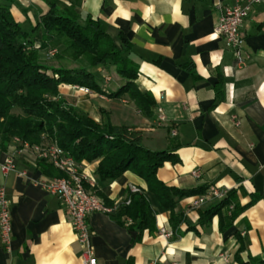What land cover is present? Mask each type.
<instances>
[{
  "label": "crops",
  "instance_id": "0c3cea01",
  "mask_svg": "<svg viewBox=\"0 0 264 264\" xmlns=\"http://www.w3.org/2000/svg\"><path fill=\"white\" fill-rule=\"evenodd\" d=\"M60 1L74 6L83 18L100 20L120 48L124 41L130 45L127 55L139 66L135 83L156 103L148 116L127 94L109 97L128 81L113 63L86 68L105 93L62 84L61 94L82 95L78 106L98 122L108 118L114 125L142 131L146 148L174 150L180 161L165 162L158 170L167 185H219L235 195L234 207L223 208L222 215L231 216L234 210L237 215L231 224L225 220L223 229L220 214L199 223L201 212L219 201L195 208L193 201L200 194L181 198L175 212L186 219L174 230L171 210L161 206L144 178L128 170L104 182L96 173L99 159L83 162L87 183L106 203L125 199L136 187L156 214L155 229L139 236L112 214L92 213L97 264H242L250 257L264 259V6H256L246 19L244 63H239L215 33L221 8L235 0ZM10 9L36 46L44 43L46 30L39 22L49 5L44 0H15ZM0 153V186L7 190L13 224L11 250L0 240V264H84V246L67 208L39 183L55 176L42 167L51 163L16 141ZM8 158L15 170L6 175L2 165ZM194 169L201 171L200 178L192 175ZM162 229L173 236H163Z\"/></svg>",
  "mask_w": 264,
  "mask_h": 264
},
{
  "label": "trees",
  "instance_id": "16d2710c",
  "mask_svg": "<svg viewBox=\"0 0 264 264\" xmlns=\"http://www.w3.org/2000/svg\"><path fill=\"white\" fill-rule=\"evenodd\" d=\"M14 1L0 0V149H6L15 136L33 145L40 143L42 135L46 134L79 163L99 159L96 173L104 182L116 180L126 171H132L145 179L161 206L171 210L170 222L172 228L177 229L186 219L184 214L175 212L178 201L185 196L203 194L208 187L182 189L160 180L158 170L165 162L180 161L174 150L146 148L142 131L128 125H114L108 118L98 122L68 104L60 92L63 83L100 93L105 91L96 76L84 67L55 68L50 72L34 56L39 48L46 46L48 35L64 34L76 56L90 54L92 65L113 63L117 73L128 80L116 92L108 93L109 97L127 94L145 115L150 116L156 100L151 93L142 92L135 83L139 66L127 55L130 45L124 41L125 47L120 48L100 20L91 16L83 18L74 6L60 0H44L49 10L41 16L39 24L45 28L46 35L44 43L36 46L31 33L24 30L11 12L10 4ZM15 108H20L24 115L14 114ZM42 167L51 170L55 176L64 175L52 164L43 163ZM234 197V192L230 191L227 198L202 211L199 223H208L214 215L220 214L222 229L225 220L231 224L237 210L226 218L222 210L234 201ZM115 204L114 201L107 203L111 207ZM112 216L120 224L137 231L139 236L156 227V214L142 191H129L127 197L118 202ZM241 249H244L243 245ZM242 264H264V259L250 257Z\"/></svg>",
  "mask_w": 264,
  "mask_h": 264
},
{
  "label": "built area",
  "instance_id": "2783aa9c",
  "mask_svg": "<svg viewBox=\"0 0 264 264\" xmlns=\"http://www.w3.org/2000/svg\"><path fill=\"white\" fill-rule=\"evenodd\" d=\"M256 6H264V0H235L234 5L221 8L219 21L215 27V33L220 36L226 48L237 54L239 63H244L243 53L245 49L246 35L244 26L247 17ZM165 119L161 117V120ZM239 124V122H237ZM176 134V131H173ZM24 146L30 148L39 159L50 162L55 168L64 173L63 176H54L48 181L39 182L51 194L57 196L67 208L71 223L79 242L84 246L83 263L97 264V258L91 245L92 229L90 216L94 212L113 214L117 209L115 206H108L104 199L91 187H87L86 176L82 171L81 163L76 161L72 155L65 151L57 142H45L33 144L25 142ZM1 157V153H0ZM15 170L12 158H8L2 165L4 174ZM192 175L201 177V171L194 169ZM137 192L136 187H132ZM230 190L219 185H210L207 191L200 194L193 201V206L199 208L213 200H223L228 197ZM130 199L127 200V203ZM232 209L234 206L229 205ZM130 222V219L128 220ZM161 234L167 238L173 236L171 230L162 229ZM0 240L6 250H11L13 240V224L10 200L7 190L0 186ZM154 264H157L154 262ZM170 264H181L173 260Z\"/></svg>",
  "mask_w": 264,
  "mask_h": 264
},
{
  "label": "rangeland",
  "instance_id": "374dc122",
  "mask_svg": "<svg viewBox=\"0 0 264 264\" xmlns=\"http://www.w3.org/2000/svg\"><path fill=\"white\" fill-rule=\"evenodd\" d=\"M49 36H50L49 42L47 41L46 46L44 48H39L35 52L34 56L41 64L47 66L50 72H52L51 70H54L55 68L76 69V68L84 67L86 69L91 66H96L91 64L92 56L90 54H82L80 56H76L75 49L70 46L69 40L64 34L49 35ZM63 84H71V83H63ZM61 96L64 99H66L68 104L74 106L75 108L83 111L84 113L90 116V114L87 111L80 108L77 104L78 100H80V97H82V95L76 96L74 98H67L62 94ZM13 113L16 115L19 114L24 115L23 111L20 108H15ZM11 141L21 142L23 145L25 143L21 138L17 136L13 137ZM45 142H57V141L55 139H51L48 135L43 134L42 141L37 144H42Z\"/></svg>",
  "mask_w": 264,
  "mask_h": 264
}]
</instances>
